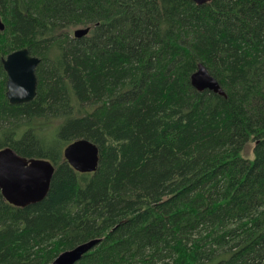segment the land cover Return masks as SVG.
I'll return each mask as SVG.
<instances>
[{"label":"trees","instance_id":"trees-1","mask_svg":"<svg viewBox=\"0 0 264 264\" xmlns=\"http://www.w3.org/2000/svg\"><path fill=\"white\" fill-rule=\"evenodd\" d=\"M0 18V149L55 165L38 203L0 189V264L94 238L75 264H264V0H0ZM24 47L37 93L12 104L3 59ZM200 63L225 94L192 85ZM81 138L94 172L64 157Z\"/></svg>","mask_w":264,"mask_h":264},{"label":"water","instance_id":"water-1","mask_svg":"<svg viewBox=\"0 0 264 264\" xmlns=\"http://www.w3.org/2000/svg\"><path fill=\"white\" fill-rule=\"evenodd\" d=\"M199 5L210 0H193ZM0 29L5 25L0 18ZM90 27L77 28L74 35L81 38ZM41 59L30 53L27 47L15 50L3 59L8 75L6 96L12 104L26 103L37 93L36 69ZM192 85L199 91L205 89L225 94L217 79L200 63L191 77ZM64 157L77 171L86 173L97 170L100 160L99 148L87 138L73 141L64 149ZM55 165L45 158H27L11 147L0 149V189L5 198L16 206L26 207L42 201L49 193ZM101 241L94 238L60 253L53 264H75Z\"/></svg>","mask_w":264,"mask_h":264},{"label":"rangeland","instance_id":"rangeland-1","mask_svg":"<svg viewBox=\"0 0 264 264\" xmlns=\"http://www.w3.org/2000/svg\"><path fill=\"white\" fill-rule=\"evenodd\" d=\"M252 147H253V143H249V145L247 146L244 154L247 155L248 157L252 156Z\"/></svg>","mask_w":264,"mask_h":264}]
</instances>
